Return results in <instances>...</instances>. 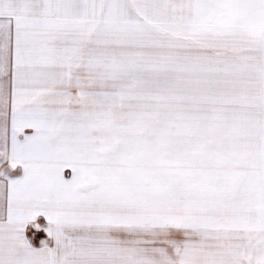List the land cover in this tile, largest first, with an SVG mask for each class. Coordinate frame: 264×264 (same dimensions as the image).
<instances>
[{
  "label": "snow or ice",
  "instance_id": "snow-or-ice-1",
  "mask_svg": "<svg viewBox=\"0 0 264 264\" xmlns=\"http://www.w3.org/2000/svg\"><path fill=\"white\" fill-rule=\"evenodd\" d=\"M0 264H264V0H0Z\"/></svg>",
  "mask_w": 264,
  "mask_h": 264
},
{
  "label": "crops",
  "instance_id": "crops-1",
  "mask_svg": "<svg viewBox=\"0 0 264 264\" xmlns=\"http://www.w3.org/2000/svg\"><path fill=\"white\" fill-rule=\"evenodd\" d=\"M66 176H70V174L68 175V173H66ZM42 219V218H41ZM38 246V245H37Z\"/></svg>",
  "mask_w": 264,
  "mask_h": 264
},
{
  "label": "rangeland",
  "instance_id": "rangeland-1",
  "mask_svg": "<svg viewBox=\"0 0 264 264\" xmlns=\"http://www.w3.org/2000/svg\"><path fill=\"white\" fill-rule=\"evenodd\" d=\"M70 173H68V175H69Z\"/></svg>",
  "mask_w": 264,
  "mask_h": 264
}]
</instances>
